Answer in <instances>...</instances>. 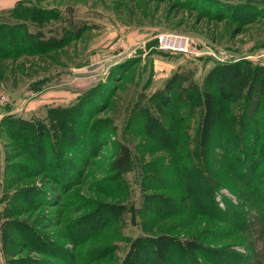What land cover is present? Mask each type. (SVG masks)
<instances>
[{"label": "rangeland", "instance_id": "rangeland-1", "mask_svg": "<svg viewBox=\"0 0 264 264\" xmlns=\"http://www.w3.org/2000/svg\"><path fill=\"white\" fill-rule=\"evenodd\" d=\"M23 2L48 25L30 23L27 9L2 19L21 21L26 34L0 48V264H129V251L144 264L143 247L179 240L215 249L216 258L227 253L232 264H246L238 252L264 264L263 207L259 219L257 206L242 216L254 218L248 229L206 210L207 198L196 203L201 211L189 199L203 169L224 185L215 193L220 210L227 198L240 204L257 193L250 173L232 165L251 134L253 174L264 177V5ZM69 8L83 29L68 38L59 30ZM163 31L191 36L194 53L160 48ZM241 64L254 66L252 77ZM120 144L131 162L119 172Z\"/></svg>", "mask_w": 264, "mask_h": 264}, {"label": "trees", "instance_id": "trees-1", "mask_svg": "<svg viewBox=\"0 0 264 264\" xmlns=\"http://www.w3.org/2000/svg\"><path fill=\"white\" fill-rule=\"evenodd\" d=\"M24 0H18L12 7L8 8V9H1L0 10V48H4L5 45H14V46H18L19 43V39H22L25 34L23 36H19V31H18V25L20 23H22L21 21H14L11 22V25L6 26L5 22H9L7 21H2V19L7 17H13V16H17L18 18H20L22 15L21 14V9H27L28 11H26L25 15H28L27 18L25 19H30L31 22L33 23L35 21H37V23L40 22V25H45L47 26L48 24L45 21V17L43 14H45L44 11H39L36 7L34 8H30L28 6H26V4H23ZM219 3H225L228 4L233 0H216ZM237 3H235L236 5H250V6H262L264 5V0H236ZM25 5V6H23ZM68 12L65 13L66 15L63 16L62 15V22L60 23V26H62V30H59L60 32H65L66 35L69 37H71L72 34L74 33H79L82 31V27L80 25L77 24V20L74 17L71 8H69L67 10ZM15 19V18H14ZM39 21V22H38ZM20 22V23H19ZM75 35V34H74ZM24 40V39H23ZM25 42L29 43V39H26ZM51 44V43H50ZM50 44H47V46L49 47ZM32 45V44H31ZM40 49L43 48L39 47ZM1 53V52H0ZM252 68H249V70L251 69V72L247 69L246 64H241L238 66V68L240 70H243L245 72V75L249 78L252 77L253 75V70L255 69L254 66H251ZM239 71V70H237ZM255 80V77L252 78V83ZM171 81V80H170ZM252 89V84L248 85L247 91H251ZM248 94L247 98L250 97V94ZM211 94L207 93L204 99V103H205V110L206 113L210 112V107H211ZM167 101V100H166ZM165 103V102H164ZM239 125V124H238ZM240 127V126H239ZM238 126L236 127L239 128ZM46 129L48 128H44L42 130V134L44 133H48L49 131H47ZM208 126L206 125L205 127H203V130H205L206 132L208 131ZM240 130H243L242 128ZM253 131V130H252ZM40 132L38 131V134ZM250 137H246V138H242L241 141H238V144L240 145V149H238V153H236V155L234 156V161L232 162L233 165V170H238L237 173L240 175L241 177H247L248 176V172L250 173V180L252 183H254V185L256 186V190L257 193L254 194L253 193L249 195L248 198H242V202L239 204H235L231 201H229L230 199L227 198V200H225L224 203V208L222 210H220L217 207V203L215 200V193L219 192L220 187L224 186L222 184H220L218 178H216L215 174L210 173L208 174V172L205 171V169H203V171L205 173L199 172L197 171V174L194 176L195 181H197L199 183V185L196 187V189L194 188V190H192L191 192H189V199H192V207L197 209V211H201L202 208H200V206L196 205V203H200V199L199 197L201 196L202 198H207L204 203V207H207V209H213L215 211H217L218 213H221L222 215H224L225 217L229 218L231 221H233L234 223H236V225H238L239 228H248L251 229L253 226V219L249 220L247 219L246 222H244L241 218L244 215H249L248 217H250V213L252 211H255L256 209L254 208L255 206H257V218H260V209L263 207L264 209V177L263 174L261 175H255L253 174V170L255 171V168L253 167L254 162L256 161L254 159L253 153H256L257 150L255 151V147H250L248 144L250 142V140L253 139V135L251 134ZM261 137V134L260 136ZM240 139V138H239ZM131 162V149L128 145L126 144H120L119 148H118V154L117 156H115L112 164L115 170L117 171H123L125 168H127L130 165ZM264 172V171H263ZM201 173V174H200ZM255 177V178H254ZM249 183V184H252ZM231 192H235L236 189L235 188H230ZM242 194L244 195V192H242ZM247 196V195H246ZM221 199V198H220ZM195 203V205H194ZM203 205V204H201ZM212 206V207H211ZM200 209V210H199ZM205 211V210H203ZM257 226H261L260 221L258 223H256ZM260 231V229L258 230ZM149 237V236H148ZM152 238V236H151ZM152 240V239H150ZM167 241V240H166ZM156 243V242H155ZM167 243V244H166ZM192 244V241H180L179 240V246H176L177 244H171L169 241L167 242H157L156 245L153 247V249L149 248V247H143V251H142V258L144 259V264H201V262L198 261L196 254L200 253L205 259L207 258V260H211L212 262L216 263V264H223L225 262V264H232V260L227 258V253H221L219 255V258H216V250L215 249H210L209 247H203L202 244L196 242L195 244L200 245V246H195L192 249L190 248ZM160 245L165 246V249H162ZM145 250V251H144ZM134 251H129L128 252V256L130 257L128 260L129 264H136L137 261L139 262L138 259V255L136 252ZM136 254V255H135ZM135 255V257H134ZM239 257L240 258V262H244V260H246V264H250L247 261V258L238 252V254H234V257ZM174 257H179V261L175 262L173 259ZM223 261H220V260ZM237 259H235L236 261ZM217 261V262H215ZM182 262V263H181ZM239 263V262H238ZM242 264V263H239Z\"/></svg>", "mask_w": 264, "mask_h": 264}, {"label": "built area", "instance_id": "built-area-1", "mask_svg": "<svg viewBox=\"0 0 264 264\" xmlns=\"http://www.w3.org/2000/svg\"><path fill=\"white\" fill-rule=\"evenodd\" d=\"M158 45L163 50H172L183 53H194V49L191 48V36L182 34L179 32L163 31L158 37ZM208 51H212L210 47H205Z\"/></svg>", "mask_w": 264, "mask_h": 264}, {"label": "crops", "instance_id": "crops-1", "mask_svg": "<svg viewBox=\"0 0 264 264\" xmlns=\"http://www.w3.org/2000/svg\"><path fill=\"white\" fill-rule=\"evenodd\" d=\"M18 0H0V9L12 7Z\"/></svg>", "mask_w": 264, "mask_h": 264}]
</instances>
